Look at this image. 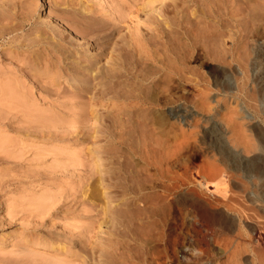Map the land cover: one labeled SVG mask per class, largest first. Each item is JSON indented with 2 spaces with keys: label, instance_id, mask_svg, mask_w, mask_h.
<instances>
[{
  "label": "rangeland",
  "instance_id": "rangeland-1",
  "mask_svg": "<svg viewBox=\"0 0 264 264\" xmlns=\"http://www.w3.org/2000/svg\"><path fill=\"white\" fill-rule=\"evenodd\" d=\"M173 1L0 0V264H264V0Z\"/></svg>",
  "mask_w": 264,
  "mask_h": 264
},
{
  "label": "bare ground",
  "instance_id": "bare-ground-1",
  "mask_svg": "<svg viewBox=\"0 0 264 264\" xmlns=\"http://www.w3.org/2000/svg\"><path fill=\"white\" fill-rule=\"evenodd\" d=\"M229 1H231V0H229ZM236 1H237V0H236ZM239 1H240V3H241V0H238V2H239ZM242 1H244V0H242ZM173 2H174V4H175L174 6H176V5L179 4V3L177 4V2H179V1H177V0H174ZM180 2H181V1H180ZM182 2H183V0H182ZM182 2H181V3H182ZM183 3H185V2H183ZM247 3H248V2H247ZM170 4H171V3H170ZM185 4H186V3H185ZM244 4H245V3H244ZM173 8H174V7H173ZM98 69H99V68H98ZM83 120H84L83 113H80V115H78V117H77V119H76V122H80V123H81ZM108 167H109V166H108ZM108 167H107V168H108ZM106 170H107V169H106ZM106 170H102L101 173L99 172L100 175H101V179H102V180L105 179V177H104L105 174H106L107 177H108V172H109V171L107 172ZM107 179H108V178H107ZM132 182H133V181H132ZM144 183H145V181H144L142 178H141V179H140V178H136V180H135V184H137L140 188L143 187ZM106 185H108V184H106ZM104 188H105V187H104ZM106 188L108 189V187H106ZM105 193H106V192H105ZM107 193H109V192H107ZM219 227H220V226H219ZM239 232H240V231H239ZM241 234H242V233H241ZM244 234H245V233H244ZM220 235H221V234H220ZM242 236H243V235H242ZM236 237H237V236H236ZM240 240H241V239H240ZM237 243H238V241H237ZM239 243H240V242H239ZM235 245H236V244H235ZM237 245H238V244H237ZM240 246H241V245H239V247H240ZM237 247H238V246H237ZM238 251H239V250H238ZM240 251H241V249H240ZM236 254H237V253H236ZM236 254H235V255H236ZM238 254H239V253H238ZM233 255H234V254H233Z\"/></svg>",
  "mask_w": 264,
  "mask_h": 264
}]
</instances>
